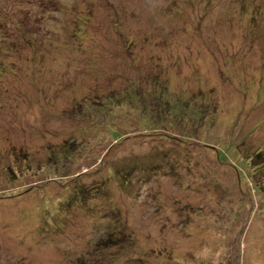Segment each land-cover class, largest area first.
<instances>
[{"label":"rangeland","instance_id":"obj_1","mask_svg":"<svg viewBox=\"0 0 264 264\" xmlns=\"http://www.w3.org/2000/svg\"><path fill=\"white\" fill-rule=\"evenodd\" d=\"M263 161L264 0H0V264H264Z\"/></svg>","mask_w":264,"mask_h":264},{"label":"trees","instance_id":"obj_2","mask_svg":"<svg viewBox=\"0 0 264 264\" xmlns=\"http://www.w3.org/2000/svg\"><path fill=\"white\" fill-rule=\"evenodd\" d=\"M244 157V156H243ZM218 159L219 160H222V159H224V157L223 156H220V154L218 155ZM261 164H264V161L261 163ZM261 164H260V166H261ZM254 165V164H253ZM257 166H259V165H256V166H254V167H257ZM259 166V167H260ZM263 168V167H262ZM256 172V171H255Z\"/></svg>","mask_w":264,"mask_h":264}]
</instances>
